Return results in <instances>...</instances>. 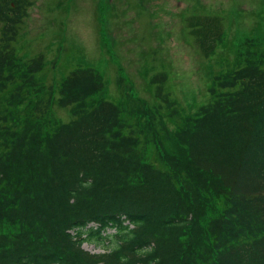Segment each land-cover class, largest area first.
Returning <instances> with one entry per match:
<instances>
[{
	"label": "trees",
	"instance_id": "1",
	"mask_svg": "<svg viewBox=\"0 0 264 264\" xmlns=\"http://www.w3.org/2000/svg\"><path fill=\"white\" fill-rule=\"evenodd\" d=\"M29 4L0 0V264H264V37L193 114L158 85L169 129L121 80L122 102L107 100L91 67L40 85L42 55L12 45ZM189 26L212 55L220 18Z\"/></svg>",
	"mask_w": 264,
	"mask_h": 264
},
{
	"label": "rangeland",
	"instance_id": "2",
	"mask_svg": "<svg viewBox=\"0 0 264 264\" xmlns=\"http://www.w3.org/2000/svg\"><path fill=\"white\" fill-rule=\"evenodd\" d=\"M27 1L12 45L21 60L42 55L40 85L54 90L72 70L91 67L105 82L107 100L122 102L121 80L169 129L173 125L167 104L156 92L158 85L160 95L166 94L182 115L193 114L210 99L214 76L235 69L244 60L249 40L254 39L249 44L254 49L264 37V0ZM200 15L217 16L224 31L207 57L189 26ZM158 74L165 79L154 83ZM50 115L64 122L71 119L69 108L56 103ZM153 150L150 145L148 155L154 162ZM82 247L101 252L93 245Z\"/></svg>",
	"mask_w": 264,
	"mask_h": 264
}]
</instances>
